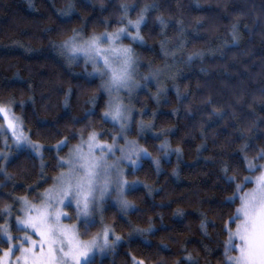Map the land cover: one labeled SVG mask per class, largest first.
<instances>
[{"label": "trees", "instance_id": "1", "mask_svg": "<svg viewBox=\"0 0 264 264\" xmlns=\"http://www.w3.org/2000/svg\"><path fill=\"white\" fill-rule=\"evenodd\" d=\"M122 4L129 6L128 18L133 20L146 6H154L141 27L145 43H129L139 60L140 77L168 62L177 61L178 69L166 92L157 96L156 85L150 84L135 95L130 135L152 158L162 159V170L146 157L129 171L130 179L142 183L127 193L135 208L124 214L109 204L103 220L125 239L109 253L96 255V264H133V257L145 264H185L188 254L199 264H225L224 223L238 201L224 204L234 186L225 183L221 167L227 164L229 175L244 184V177L252 173L246 170L241 146L249 143V158L264 148V0H31V4L0 0V103L11 102L30 137L44 144L43 172L49 178L46 183L41 180L40 158L28 149L16 151L6 168L10 178L0 174V214L15 197L37 198L53 184L51 178L61 169L52 146L60 139L69 140L59 153L64 156L79 143L74 133L94 129L111 141L118 132V127L101 119L108 101L101 81L86 77L82 61L69 63L52 45L71 35L72 29H83L85 34L115 30L121 26ZM157 17L167 27L162 28ZM177 21L183 22V36ZM237 22L240 35L235 46L231 33ZM165 40L170 47L185 40V49L175 57L164 56ZM193 52H203L202 60L186 63ZM174 86L180 89V98ZM93 96L94 108L89 103ZM90 109L93 114L87 115ZM140 120L154 125L156 135L141 133ZM165 140L174 151L169 159L160 150ZM3 148L0 133V152ZM205 218L207 235L200 228ZM5 221L0 218V225ZM103 223L95 222L82 237L90 239ZM150 225L151 232L133 234L134 228ZM80 232H85L82 226ZM7 247L0 242V249Z\"/></svg>", "mask_w": 264, "mask_h": 264}, {"label": "snow or ice", "instance_id": "2", "mask_svg": "<svg viewBox=\"0 0 264 264\" xmlns=\"http://www.w3.org/2000/svg\"><path fill=\"white\" fill-rule=\"evenodd\" d=\"M29 3L31 4V0ZM68 7L71 8V5ZM153 7L146 6L133 20L128 18L129 6L122 4L123 16L118 21L121 26L115 30L85 34L83 29H72L71 35L59 44L52 45L69 63L82 60L85 65V76L101 81L100 88L108 97L101 119L118 127L121 134L119 137L111 136V143H108L102 139L106 133L97 132L94 129H90L86 134L74 133L73 138L78 137L79 143L70 148L66 158L59 156V153L68 147L67 137L60 139L52 146V150L58 154L57 167L61 171L51 178L52 186L38 194L37 202H31L25 197L16 198V202L21 204L22 208L20 214L15 217L14 223L17 231L22 232L23 235H12L6 225H0V242L8 245L6 250L0 249V264H96L97 253L112 251L121 243L122 237L116 235L114 229L107 225L90 239H83L82 236L87 235V229L94 225L93 213L101 207L106 197H110L111 193H118L117 203L124 214H127L129 208H134V205L124 197V191L132 190L135 184L140 182L134 181L129 184L124 178L121 165L127 163L130 168L135 169L140 166L139 161L147 157L152 159L157 171L160 168L159 159L152 158L151 153L146 148L140 147L136 141L127 139L125 133L132 123V109L120 95L121 92L130 95L133 89L141 86L136 79L139 60L133 48L125 46L123 40L126 38L139 45L145 43L140 30L146 22V13ZM61 15H67V12L61 10ZM157 20L162 28L167 27L162 17H157ZM102 23L107 25L108 22ZM176 23L180 25L183 36V22ZM197 25L203 27L199 21ZM239 27V22L232 25V43L235 46L239 44ZM166 45V40L161 42L163 55L175 57L176 51L169 52ZM184 47L185 41L181 40L179 49L183 50ZM202 58V52H193L186 56L185 62L192 63ZM89 67L91 71H88ZM201 71L204 69L202 68ZM166 72L169 79H176V73L172 72L171 66L168 65L164 69L152 70L147 76L141 78L146 82L155 81L157 85H160V77ZM144 87H147V83ZM162 91L163 88L158 87L157 96ZM70 93L71 89H69ZM176 95L178 98L181 97L178 87H176ZM96 99L93 96L89 100L93 108ZM213 113L220 118L223 117V113L217 109H213ZM92 114L90 109L87 115ZM152 115L155 116V113ZM0 116L6 123L4 130L11 131V139L16 147L31 150L43 161L41 155L43 145L33 142L24 134L23 121L11 113V108L5 103H0ZM152 127H154L152 124L143 122L140 124L141 131ZM162 135L166 136L167 132ZM240 139H245L242 133ZM119 140H124L123 146L119 144ZM167 148L166 141L160 145V150L165 151V155H167ZM249 148L250 145L247 142L240 148L246 170L252 173L244 177V184L237 183L236 177L229 175L231 169L227 164L221 167L225 183L234 186L232 195L226 198L224 204L231 206L239 202L234 214L224 223V233L227 236L224 241L225 264H264V163H261L264 161V148H258L251 158L247 155ZM175 151L179 155L181 150L176 148ZM117 152L121 153L119 157L116 156ZM8 159L6 153L0 152V160ZM43 168L42 163L41 180L46 183L49 178L45 176ZM0 173L7 176L3 167H0ZM249 183L253 186L246 190ZM30 190L35 191V188ZM69 208L74 215H69L66 210ZM11 214V207L6 206L0 218L11 216ZM177 215L182 213L178 211ZM73 219L79 221L80 226L85 229L83 234L79 231L77 224L64 223L65 220ZM207 227L208 222L205 218L200 224L205 235H207ZM152 230L151 225L147 229L134 228L133 234L143 235ZM132 259L133 264H145L144 260L135 257ZM184 262L199 264V261L191 254L184 257Z\"/></svg>", "mask_w": 264, "mask_h": 264}, {"label": "rangeland", "instance_id": "3", "mask_svg": "<svg viewBox=\"0 0 264 264\" xmlns=\"http://www.w3.org/2000/svg\"><path fill=\"white\" fill-rule=\"evenodd\" d=\"M129 10H130V9H129ZM128 14H129V13H128ZM146 19H147V16L145 15V21H146ZM141 27H142V26H141ZM140 31H141V30H140ZM183 41H185V40H183ZM129 43H132V41H130L129 39H126V38L123 40V44H124L125 46H129V47L133 48L132 45H130ZM166 49H167L169 52L175 50V51H176V54H177L178 52L182 51V50L179 49V45H176L175 47H170L168 43H167V45H166ZM184 49H185V48H184ZM57 50H58V49H57ZM133 50H134V49H133ZM202 53H203V52H202ZM168 57L171 58L172 56L169 55ZM81 61H82V60H81ZM75 62H76V61H75ZM82 62H83V61H82ZM72 63H74V62H72ZM72 63H71V64H72ZM166 65L171 66V70H172V72H175V73L177 74V71H176V69H178V62H177V61H174V63H173V62H172V63H171V62H168ZM166 65H165V66H166ZM165 66L162 67V68H160V69H164ZM83 70H85V65H84V69H83ZM88 71H91V68H90V67L88 68ZM83 72H84V71H83ZM136 79H137L138 83H139L141 86H140V87H137V88H135V89H133V91L131 92L130 95H129L128 93H126V92H121L120 95H121L122 98L124 99V102H125L126 104H128V106L132 109V113H131L132 123L130 124L129 130L125 133V135H126V137H127L128 140H130V141H136V142L139 144V142H138L137 140H135V139H132V137H131V135H130V132L132 131V124H133V120H134V115H135V112H136V110H135V105H134V102H135V95H136V93L139 92V91L142 90V89H148V87H149L150 84H155L156 87H157V93H158V87L163 88V91L159 93V95H160L161 93L166 92V91L170 88V86H169V81H171L172 79H169V78H168V73L166 72L165 74L161 75V77H160V81H161L160 85H157L155 81L146 82V81H144V80H140L141 77H140V74H139V65H138V68H137ZM145 83H147V87H144ZM174 88H176V87L174 86ZM6 104L11 108V113H14L15 116L19 117V118L23 121L22 117L14 111V109H13L11 103H6ZM1 117H2V116H1ZM141 122H143L144 124H147L144 120H140V123H139V129H140V124H141ZM1 125H3V127H0V133L2 134L3 141H4V148H3V150H2L1 152H2V153H6V154L8 155V157H9L8 160H1V161H2V167L5 169V172L7 173V170H6V168H7V164H8L9 161L12 159V157H13L14 154H15V152L18 151V150H20V149H27V148H25V147L17 148L16 145L13 143V140L11 139V131H5V130H4V129L6 128V123H5L4 120H3V124H1ZM23 125H24V123H23ZM24 128H25V126H24ZM151 129H152V128H151ZM151 129H147V128H146V129H144L143 131H141V129H140V132L143 133V132L148 131V132L153 133L154 135H156V133H155L153 130H151ZM24 134H25L26 136H28L33 142H35V143H39V144L43 145V149H42V152H41V155H42V157H43V154H44V144H42V143H40V142H38V141L33 140V139L30 137L29 133L26 131V129H25V133H24ZM120 134H121V133H120V130H119V128H118V132L115 134V136L119 137ZM102 139H103V138H102ZM103 140H105V139H103ZM106 141H107L108 143H111V141H109V140H106ZM165 141L167 142V140H165ZM119 144H120L121 146H123V145H124V140H119ZM167 144H168V148L166 149L167 155H165V153H164V158H165V159H169V158L174 154V151L172 150V148L170 147V145H169L168 142H167ZM139 146L142 147L140 144H139ZM143 148H144V147H143ZM28 150H29V149H28ZM30 151H31V150H30ZM67 154H68V153H67ZM67 154L64 155V156H62V157H65V158H66V157H67ZM120 155H121V153H119V152L116 153V156H117V157H119ZM145 158H146V157H145ZM142 160H143V159H141V160L139 161V164H140V165H141V163H142ZM159 160H160V168H159V170H162V163H161V162H162V159H159ZM42 163H43V165H44V160L42 161ZM261 163H264V161H261ZM121 167L123 168V171H124V178L129 182V184H132V182L137 181V180H132V179H130V177H129V171H130V170H136L137 168H135V169L130 168V167L128 166L127 163L121 165ZM0 174H3V173H0ZM257 174H258V173H257ZM7 176H8V178H10L8 174H7ZM177 176H178V175H177ZM140 185H142L141 182L138 183V184H135V186H134L133 188H136V187H138V186H140ZM51 186H52V185H51ZM51 186H49V187H51ZM252 186H253V185H252ZM252 186H251V187H252ZM49 187H48V188H49ZM251 187H250V188H251ZM250 188H248V189H250ZM246 190H247V189H246ZM128 191H130V190L125 189V191H124V197H125L127 200H128V198H127V193H128ZM41 193H42V192H41ZM19 197H25V198H27V199H28L29 201H31V202H37L38 199H39V196H38L37 198H34V199H31V198H29V197H27V196H19ZM117 197H118V193L113 192V193H111L110 197H106V198H105V202L101 205V207H100L99 209H97V211H96L95 213H93V217H92V218L95 220V222L98 221V222H102V223H103V220H104V211H105V209L107 208V206H108L109 204H113V205L117 206V207L120 209L119 204L117 203ZM16 198H17V197H15V202H14V204L9 205V206L11 207V209H12V214H11V216L5 217V218H6V221H5V223H4L3 225H6V226L10 229L12 235H23L22 232H18V231L14 232V231H13V226H15L14 219H15V217H16L17 215L20 214V209L22 208V205L16 202ZM238 206H239V202H238ZM238 206H237V207H238ZM134 208H135V207H134ZM134 208H129L128 211H130V210H132V209H134ZM66 210L69 212V215H74L72 209L69 208V209H66ZM128 211H127V212H128ZM64 223H66V224H77V226H78V228H79V231H80V222H79V221H77V220H75V219H73V220H65ZM105 225H107V224L103 223V227H102L101 231L103 230V228H104ZM107 226L110 227V228H112L110 225H107ZM112 229H113V228H112ZM101 231H100V232H101ZM115 234L118 235L116 232H115ZM139 235H140V234H139ZM34 238H35V237H34ZM82 238H83V237H82ZM83 239H84V238H83ZM124 239H125V238L122 237V241H123ZM86 240H87V239H86ZM122 241H121V242H122ZM117 246H118V245H117ZM117 246H116V247H117ZM116 247H115V248H116ZM5 250H6V249H5ZM109 252H110V251H105L104 253H97L96 255H104V254H107V253H109ZM17 254H18V253H17Z\"/></svg>", "mask_w": 264, "mask_h": 264}]
</instances>
